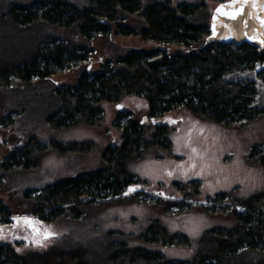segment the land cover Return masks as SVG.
<instances>
[{
	"label": "trees",
	"instance_id": "obj_1",
	"mask_svg": "<svg viewBox=\"0 0 264 264\" xmlns=\"http://www.w3.org/2000/svg\"><path fill=\"white\" fill-rule=\"evenodd\" d=\"M208 11L203 0L175 5L164 0H0V90L15 98L3 106L0 126L29 121L20 134L25 137L5 133L13 139L4 137L9 152L0 169H32L39 154L50 148L62 153L89 150L92 142H61L54 132L80 123L98 125L103 102L137 95L144 98L145 114L151 118L118 113L113 125L120 130L119 143L101 151V167L24 189L16 199H0V227L11 222L13 212L46 222L78 220L88 207L136 196L138 192L123 195L138 181L129 163L149 149H170L173 110L184 108L224 125L264 116V48L245 41L205 42ZM114 36H139L143 46L125 47ZM94 42L102 51L98 68L92 70ZM69 69L76 70L73 84L51 80ZM34 116L38 124L31 125ZM39 127L53 138H40ZM228 195L221 191L212 197L219 203L216 209L231 213L230 227H211L191 240L154 221L143 236L149 244L192 246L190 259L132 247L123 232L110 231L98 243L63 235L54 246L25 254L0 242V264H264V189L244 197ZM168 205L181 209L183 202L168 199L166 210Z\"/></svg>",
	"mask_w": 264,
	"mask_h": 264
},
{
	"label": "rangeland",
	"instance_id": "obj_2",
	"mask_svg": "<svg viewBox=\"0 0 264 264\" xmlns=\"http://www.w3.org/2000/svg\"><path fill=\"white\" fill-rule=\"evenodd\" d=\"M74 1L78 3L81 0ZM164 1L175 5L198 0ZM221 1L223 0H203L209 14ZM112 38L128 48L143 46L139 36ZM101 51L102 46L95 45L94 42L90 57L92 70L98 68V53ZM75 71L69 69L54 74L51 80L71 85L77 78ZM14 99L0 90V118L5 112L3 106L9 100L12 105ZM102 106L104 117L98 125L80 123L54 132V139L61 142H92L89 150L62 153L50 148L39 154L38 165L32 169H13L9 172L0 169V199H16L24 189L41 188L61 178L101 167V151L108 144L119 143L120 130L113 125L118 113H128V116H135L138 120H143L144 117L147 121L151 120L145 114L144 98L137 95H125L117 102H103ZM169 113L171 119L175 118L170 124V149H149L140 159L129 163L133 179L138 180L131 184L137 188L132 192H138L136 196L131 194L126 196V200L88 207L85 217L78 220L63 217L46 222L28 215L30 218L25 222L23 219L26 214L13 212L11 222L0 227V242L10 244L17 254H25L30 251L42 252L54 246L58 241L56 239L63 235L70 236L77 242L84 240L83 242L98 243L113 231L123 232L121 237L132 247L161 250L169 259H190L194 253L192 246L149 244L143 236L154 221L168 232L184 233L191 240L197 239L208 228L232 226L231 213L216 209L220 206L213 202L212 196L227 191L229 195L238 198L264 189V116L242 125H224L199 118L184 108ZM34 118L30 120L31 125L38 124V118ZM28 123L25 119L20 123H11L5 129H2L3 125L0 126V164L9 152L5 133H15L14 137L21 139L25 136L20 134L26 132ZM36 130L43 140L51 135L46 128L39 127ZM6 136L12 138L10 135ZM195 189L198 191L195 192ZM157 198H162V202ZM168 199L183 202V207L178 209L179 206L168 205L169 209L166 210ZM224 200L231 202L230 198ZM15 217L23 219L16 220Z\"/></svg>",
	"mask_w": 264,
	"mask_h": 264
},
{
	"label": "water",
	"instance_id": "obj_3",
	"mask_svg": "<svg viewBox=\"0 0 264 264\" xmlns=\"http://www.w3.org/2000/svg\"><path fill=\"white\" fill-rule=\"evenodd\" d=\"M210 12L209 33L205 36V42L239 44L245 41L254 48H264V0H224L217 3ZM129 189L134 190L129 191ZM136 190L137 188L130 184L123 195ZM29 218L26 216L23 221L26 222Z\"/></svg>",
	"mask_w": 264,
	"mask_h": 264
},
{
	"label": "snow or ice",
	"instance_id": "obj_4",
	"mask_svg": "<svg viewBox=\"0 0 264 264\" xmlns=\"http://www.w3.org/2000/svg\"><path fill=\"white\" fill-rule=\"evenodd\" d=\"M134 189H129V191H133Z\"/></svg>",
	"mask_w": 264,
	"mask_h": 264
}]
</instances>
